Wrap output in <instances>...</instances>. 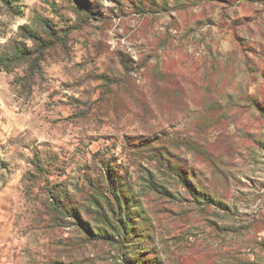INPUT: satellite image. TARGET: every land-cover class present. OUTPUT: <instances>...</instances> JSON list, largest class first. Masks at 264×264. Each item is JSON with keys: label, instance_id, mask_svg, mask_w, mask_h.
Returning a JSON list of instances; mask_svg holds the SVG:
<instances>
[{"label": "rangeland", "instance_id": "1", "mask_svg": "<svg viewBox=\"0 0 264 264\" xmlns=\"http://www.w3.org/2000/svg\"><path fill=\"white\" fill-rule=\"evenodd\" d=\"M0 61V264H264V0H0Z\"/></svg>", "mask_w": 264, "mask_h": 264}, {"label": "trees", "instance_id": "2", "mask_svg": "<svg viewBox=\"0 0 264 264\" xmlns=\"http://www.w3.org/2000/svg\"><path fill=\"white\" fill-rule=\"evenodd\" d=\"M19 54H20V58H19V59H23V57L26 55V53L23 52L22 50L20 51ZM2 58L5 59V57H2ZM3 65H4V64H2V62L0 61V67H2V69H5V70H6V68H4ZM187 185H188L189 188H192V185H191V184L188 183ZM53 206H55L56 209L59 210V213H60V214H62V215L65 214V215H66L67 208H66V206H63V205H62V203H61L60 200L57 199V200L55 201V203H53ZM68 208H69V207H68ZM70 209H71V208H69V211H70ZM71 211L74 212V211H75L74 208H72Z\"/></svg>", "mask_w": 264, "mask_h": 264}]
</instances>
